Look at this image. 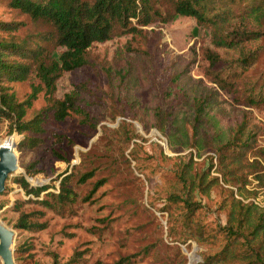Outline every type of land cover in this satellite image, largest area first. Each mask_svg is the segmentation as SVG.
<instances>
[{"label": "rangeland", "instance_id": "rangeland-1", "mask_svg": "<svg viewBox=\"0 0 264 264\" xmlns=\"http://www.w3.org/2000/svg\"><path fill=\"white\" fill-rule=\"evenodd\" d=\"M8 2L0 0V22L23 23L25 27L10 36H0L37 42L46 28L31 24L24 15L9 8ZM175 2L159 0L155 8L164 16ZM211 36L206 26L179 16L168 23L154 21L137 35L116 31L107 42L90 47L87 66L64 73L56 83L57 99L73 91V85L83 86L92 95L89 112L97 120L96 128L82 125L76 114L63 123L49 118L41 135L8 136L2 126L0 145L13 142L17 166L0 194V223L13 233L15 264H114L129 256H135L130 264H201L207 256L221 251L229 199L233 196L250 203L258 195L257 181L249 176L242 192L237 193L238 199L236 187L222 182L218 153L207 152L201 157L194 149L172 153L157 129L146 133L141 125L151 120L155 107L169 111L176 103L180 93L174 78L179 73L184 80L189 78L207 87H212L210 79L215 75L227 82L236 80L239 99H244L251 88L264 89V37L255 43L263 47V57L253 71L237 66L238 50L215 49ZM47 50L57 59L64 48L52 43ZM207 52L221 59L213 70L206 60ZM32 83L37 84L32 78L12 85L20 101L30 93ZM219 101L226 123L232 128L243 115L261 126L257 146L262 147L264 111L236 104L224 91H219ZM44 107L41 93L27 119ZM51 134L63 136L65 141L58 145ZM53 150L68 162L58 161ZM189 161L197 172L208 169L209 176L218 180L207 196L197 195L192 200L191 208L184 204L185 198L173 199L182 188L177 183L181 167ZM93 168L97 172L92 180L84 185L72 183L79 198L77 204L63 215L45 211L42 219L32 218L45 223V230L14 227L21 213L38 210L34 195L26 194L16 180H24L29 189L46 186L49 192L57 193L58 178L63 173L73 172L79 177ZM102 178H107V183L89 202L82 203L80 200L89 195L93 182ZM76 254L79 256L70 263Z\"/></svg>", "mask_w": 264, "mask_h": 264}, {"label": "trees", "instance_id": "trees-1", "mask_svg": "<svg viewBox=\"0 0 264 264\" xmlns=\"http://www.w3.org/2000/svg\"><path fill=\"white\" fill-rule=\"evenodd\" d=\"M157 2L159 0H9V8L24 15L31 24L46 28L47 32L40 34L37 42L30 43L0 36V132L4 126L8 136L41 135L45 133L44 125L49 118L55 123H63L71 114L78 115L82 125L96 128L97 120L89 112L92 95H88L83 86L73 85V91L57 99V81L64 73L88 65L87 51L93 44L107 42L116 31L140 34L154 21L168 23L178 16L192 18L198 25L210 29L215 49L239 51L235 60L239 68L257 69L263 57V47L255 46V43L264 37V0H176L164 16L155 8ZM22 27H25L23 23L0 22V35L10 36ZM52 43L64 48L57 59H53L47 50V45ZM251 45L255 48H246ZM206 60L212 70L221 62L214 52H207ZM183 77L179 73L174 78L180 97L173 107L169 111L155 107L151 120L141 122L142 130L148 133L151 128L157 129L172 153L188 149H194L198 157L207 152L218 153L222 182L236 187L237 193L242 192L249 176L264 188V145L257 146L262 135L261 126L251 123L250 118L243 115L232 128L226 123L219 101V91H224L236 104L264 111V89L251 88L244 99H239L236 80L227 82L215 75L210 79L212 87H207ZM32 78L37 84H30V93L20 101L12 85L29 82ZM41 93L45 107L27 119ZM51 136L58 145L65 141L63 136ZM52 155L60 162H68L56 150ZM181 168L177 183L182 188L173 199L185 198L184 204L191 208L192 200L197 195L207 196L218 185V180L209 176L208 169L197 172L192 161ZM96 172L97 168H93L79 177L73 172L63 173L58 178L57 193L49 192L46 186L29 189L24 180H16L26 194L34 195L38 210L21 213L14 227L45 230V223L39 224L32 218L42 219L45 211L63 215L79 201L72 183L84 185L95 177ZM106 183L107 178L95 180L89 195L80 201L89 202ZM226 207V222L222 229L225 245L219 253L204 258L201 264H264V207L243 203L233 196ZM78 256L76 254L70 263ZM134 257L121 258L114 264H130Z\"/></svg>", "mask_w": 264, "mask_h": 264}, {"label": "water", "instance_id": "water-1", "mask_svg": "<svg viewBox=\"0 0 264 264\" xmlns=\"http://www.w3.org/2000/svg\"><path fill=\"white\" fill-rule=\"evenodd\" d=\"M12 141L0 145V194L7 178L16 171V157ZM13 233L0 223V259L3 264H15L11 251Z\"/></svg>", "mask_w": 264, "mask_h": 264}, {"label": "built area", "instance_id": "built-area-1", "mask_svg": "<svg viewBox=\"0 0 264 264\" xmlns=\"http://www.w3.org/2000/svg\"><path fill=\"white\" fill-rule=\"evenodd\" d=\"M256 190L258 191V195L255 197H252V199L249 200V202L256 207L263 208L264 207V188H261L258 186V187H255V191ZM234 191H235V195H236L235 197L238 198L236 190H234Z\"/></svg>", "mask_w": 264, "mask_h": 264}]
</instances>
